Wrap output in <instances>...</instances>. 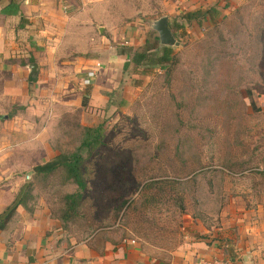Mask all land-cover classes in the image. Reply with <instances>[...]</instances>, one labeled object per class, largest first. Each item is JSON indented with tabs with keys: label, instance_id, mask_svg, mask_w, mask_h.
Wrapping results in <instances>:
<instances>
[{
	"label": "rangeland",
	"instance_id": "rangeland-1",
	"mask_svg": "<svg viewBox=\"0 0 264 264\" xmlns=\"http://www.w3.org/2000/svg\"><path fill=\"white\" fill-rule=\"evenodd\" d=\"M76 1L93 19L91 44L78 49L95 54L100 67L120 47H141L146 38L159 44L151 26L161 16L184 29L170 73L129 66L107 103L92 108L91 125L73 109L46 126L53 152L83 157L84 186L62 167L45 177L22 171L31 185L25 208L44 204L60 218L64 195L78 191L79 204L62 223L79 240L109 231L169 264L187 236L206 235L223 262L243 261L249 248L245 259L264 264V0ZM211 7L210 20L181 17ZM35 134L27 131L28 141Z\"/></svg>",
	"mask_w": 264,
	"mask_h": 264
},
{
	"label": "crops",
	"instance_id": "crops-1",
	"mask_svg": "<svg viewBox=\"0 0 264 264\" xmlns=\"http://www.w3.org/2000/svg\"><path fill=\"white\" fill-rule=\"evenodd\" d=\"M76 3L0 0V124L4 132L0 136V214L25 184L19 174H33L36 165L59 154L46 141V126L65 121L73 109H81V125H91L92 108L107 103V94L117 88L129 60L124 54L109 61L104 57L100 67L95 54L78 49L91 44L93 19L83 8L76 9ZM32 63L37 65L36 73L31 72ZM89 63H95L94 67ZM90 70H96V76L85 85ZM85 89L86 109L81 106ZM32 127L37 134L28 141L26 133ZM42 158L46 160L39 163ZM62 222L66 221L53 216L44 204L31 209L18 205L10 218L0 217V264H160L115 233L102 231L79 240ZM188 240L187 236V242L171 253L169 264L222 260L217 246L199 237ZM248 252L249 248L243 250V261L223 257V264H252L245 259Z\"/></svg>",
	"mask_w": 264,
	"mask_h": 264
},
{
	"label": "trees",
	"instance_id": "trees-1",
	"mask_svg": "<svg viewBox=\"0 0 264 264\" xmlns=\"http://www.w3.org/2000/svg\"><path fill=\"white\" fill-rule=\"evenodd\" d=\"M214 10L215 8L211 7L204 11L186 12L181 17L188 23L192 22L193 20L199 21V19L206 18L208 16V19L210 20L213 18ZM168 25L173 35L176 37V39H178L177 31L179 29L183 30L184 25L176 20L172 23H168ZM117 52L118 54H124L129 56V60L123 65L122 72L125 71L129 66H132L134 67V70L138 71L141 74L154 69H162L165 73L168 74L171 72L174 62L176 60V54L173 52L172 47L160 46L155 39H152L150 42V39L148 38L144 40V43L141 47L132 48L130 46H124L120 47ZM87 102L88 98L86 97V95L82 96V105H86ZM93 131L97 132L98 129H93ZM82 161L83 157L78 153H59L52 160L42 165H36L33 168V173L35 176L44 175L45 177L47 174L52 173L59 167H62L65 170L67 177L72 179L75 184H77V186L82 189L84 186L81 174ZM156 182H166V184L170 185L180 183L176 180H156ZM30 192L31 185L24 184L21 187L19 193L16 195L14 201L5 208V210L0 214V217L3 219H8L13 215L18 205L26 207L28 204V200L31 198ZM80 199L81 193L78 191L64 195V206L66 209L60 216L63 221H67L69 218H71V213L75 211ZM197 237L206 239V235H197Z\"/></svg>",
	"mask_w": 264,
	"mask_h": 264
},
{
	"label": "water",
	"instance_id": "water-1",
	"mask_svg": "<svg viewBox=\"0 0 264 264\" xmlns=\"http://www.w3.org/2000/svg\"><path fill=\"white\" fill-rule=\"evenodd\" d=\"M151 29L156 32L160 46H167V47L179 46L180 43L171 32L166 16H161L155 21H153ZM36 67L37 65L35 63H32L30 65L32 73H36Z\"/></svg>",
	"mask_w": 264,
	"mask_h": 264
},
{
	"label": "built area",
	"instance_id": "built-area-1",
	"mask_svg": "<svg viewBox=\"0 0 264 264\" xmlns=\"http://www.w3.org/2000/svg\"><path fill=\"white\" fill-rule=\"evenodd\" d=\"M99 66V64H97ZM96 70H90L86 73V78H84L83 83L85 85H89L92 81V78L95 77ZM28 178V177H27ZM198 264H223L222 260L219 259H211V260H204L199 262Z\"/></svg>",
	"mask_w": 264,
	"mask_h": 264
}]
</instances>
